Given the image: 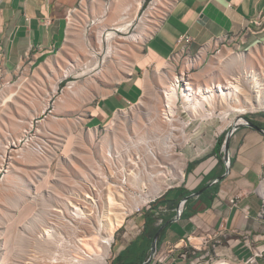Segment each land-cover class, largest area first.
<instances>
[{
  "label": "crops",
  "instance_id": "0c3cea01",
  "mask_svg": "<svg viewBox=\"0 0 264 264\" xmlns=\"http://www.w3.org/2000/svg\"><path fill=\"white\" fill-rule=\"evenodd\" d=\"M83 1L0 0V80L8 82L26 70L30 59L31 65L64 48L70 17L83 8ZM165 1L167 12L124 78L108 90H94L78 109L68 96L53 103L51 96L45 109L53 121L71 119L74 127L98 129L116 112L137 104L155 72L178 71L182 57L204 62L221 42L228 43L224 48L233 45L244 52L264 47V0ZM242 118L250 124L233 131L227 127L202 154L192 156L186 149L189 161L182 185L124 219L114 232L108 264H187L179 249L169 252L170 245L221 229L225 236L218 254L241 261L252 253L251 237L264 234V217L258 216L264 192V116ZM63 127L61 122L45 134L62 140ZM183 199L187 201L179 215Z\"/></svg>",
  "mask_w": 264,
  "mask_h": 264
},
{
  "label": "rangeland",
  "instance_id": "374dc122",
  "mask_svg": "<svg viewBox=\"0 0 264 264\" xmlns=\"http://www.w3.org/2000/svg\"><path fill=\"white\" fill-rule=\"evenodd\" d=\"M121 1L118 0L120 5ZM152 1L148 0L144 5L145 0H142L140 9L133 7L125 12L126 7H116L117 0H84L83 8H79L77 14L73 13L70 17L68 42L64 48L52 53L53 55L41 57L31 65L32 59H30L26 64V70L22 69L8 82L0 80V152L8 141L22 135L27 126V120L35 116L31 133L25 134L22 141L11 148L15 166L9 168L10 171L7 172L9 164L5 163V167L0 171V264H46L49 262L47 260L51 253L49 255L47 250L51 248L52 243L41 238L42 230L48 224L49 214L54 209L63 211L66 199H71L75 195L74 190L79 185H85L87 181H93L92 168L99 164L100 146L104 138L108 134H111V138L113 136V133L109 132V126L112 120L118 117L117 114L120 116L118 123H120L121 131L118 139L121 142H125L129 134L138 133L140 138H147L158 131L151 125L152 122H149L150 115L147 112L152 104H157L160 109L165 108L161 98V89L164 86L161 83L162 78L167 83L169 78H175L187 72L185 75L187 81L192 80L196 87L209 84L207 79L210 76H213L217 82L224 83L231 75L230 73L221 74V68L230 62L231 56L237 55H241L243 60L231 64L234 72L238 73L245 66L248 71H261L264 76V47L247 52L240 51L233 45L220 48V52H217V47L213 55L204 62L182 57L178 60V71L170 72L164 68L155 72L148 80L142 99L137 104L116 112L104 126L98 129L74 127L71 119L53 121L52 117L48 116V109H45L51 96H53L51 103L55 99L59 101L61 97L68 96L78 109L84 103L83 98L88 102L87 98L92 97L94 90L97 92L108 90L124 78L167 12L168 4L165 0H158L155 7ZM106 3L110 6L108 9ZM105 8L107 13L103 16ZM123 16H129V18L122 20ZM97 18L102 19V22L94 24L93 21ZM126 20H129L127 29L117 30L118 23ZM109 32L114 33L111 39L113 50L110 52ZM99 34L102 39L101 45L98 43ZM135 35L142 37L135 39ZM168 66L176 67L172 63H168ZM68 67L73 71L68 76L59 78ZM166 72L169 74L167 75ZM56 80L58 89L52 92V84ZM70 81L76 82L73 87L74 92L68 89ZM62 89H64L63 93ZM179 90L181 94L182 84ZM13 92L16 93L13 101L2 105L3 98ZM228 109L229 104L219 100L213 105L207 103L203 108H189L180 98L174 113V126L179 130L185 129L187 139L176 140L179 145L172 160L184 156L187 159V165L189 161L187 148L190 149L192 156L202 154L211 143H215L216 134L227 131L226 128L232 127L237 118L248 114L264 116V107H260L243 113L233 111L230 117L224 120L221 114ZM211 113L213 116H210ZM136 118L138 119L135 120ZM61 122L65 126L63 127L64 139L48 138L46 131L51 128L57 129ZM163 125L164 123L161 126ZM37 131L38 134H36ZM110 141V143L116 142L114 138ZM107 149L108 145L104 146L102 151L105 152ZM161 160L168 161L163 156ZM2 163V157H0V167ZM80 168L88 174L90 180L81 177ZM185 170L186 166L184 172ZM55 234L58 239L67 241L69 249L75 248L76 237L73 232L64 234L62 230L56 229ZM109 255L106 264H108ZM260 264H264L263 260Z\"/></svg>",
  "mask_w": 264,
  "mask_h": 264
},
{
  "label": "bare ground",
  "instance_id": "6f19581e",
  "mask_svg": "<svg viewBox=\"0 0 264 264\" xmlns=\"http://www.w3.org/2000/svg\"><path fill=\"white\" fill-rule=\"evenodd\" d=\"M157 3L158 0L152 1V5L154 7L157 5ZM123 6L126 7L125 12H128L133 7H135L136 9H140V7L142 6V0H122L121 5L117 0L116 7L122 8ZM106 13L107 9L105 8V10H103V16ZM128 18L129 16H123L122 20ZM128 21L129 20L118 23L116 29H127V26L129 25ZM101 22L102 19L99 18L93 21L94 24ZM144 36L145 35H143V37ZM113 37L114 33L109 32V52L113 50V44L111 42V39H113ZM140 37L142 36H134L135 39H140ZM98 43L100 45L102 44L100 34L98 36ZM239 60H243L241 55L231 56L230 62L222 66L221 74L226 75L230 73L229 75H231L229 76V78H227V80H225L224 83L217 82L216 79L213 78V76H210L207 79V83L209 84H204L202 86L196 87L193 81L190 80L181 91V94L179 90V78H169L167 83H165V79L162 78L161 83L164 84V86L161 89V98L165 108L160 109L157 104H152L149 106V111L147 112V114L150 115L149 122H152L151 125L158 130L155 132H161L162 130L166 129L167 126L172 124V122L174 121V113L176 112L177 103L180 98H182L183 102L189 108H203L205 107V104L209 103L213 105L217 100L225 102L229 104V109L225 110V112L221 114L224 120L230 117V114L233 111H239L240 113H243L249 109L264 107L263 73L257 70L248 71L245 66H243V68L238 73H236L237 71L234 72L233 68H231V64L234 62H238ZM72 71L73 69L68 67L64 70L63 74L59 78L68 76ZM166 74L168 75L169 73L166 72ZM75 83V81H70L68 83V89L70 90V92H74L73 87ZM52 85V92H56L58 89V81L56 80V82ZM15 95L16 93L13 92V94L10 93L6 97H4L2 100V105H7L8 101H13ZM159 100L160 96L158 97V101ZM117 115L118 117H115L112 120L111 125L109 126V132L113 133L112 138H114L119 144H116L115 141H112V143H110V140L112 139L110 136L111 134L106 135L104 141L102 142V146H100L101 158L100 160H98L99 162L107 160L109 151H111L112 149H118L124 146L126 143V141L121 142V140L119 141L118 139V134L121 131V126L120 123H118L120 120V116L119 114ZM210 116H213V113H211ZM34 117L35 116H32L29 120H27V126L23 130L22 135L8 141L7 145L0 152V157H2L3 161L0 167V171H2L5 167V163L9 164L8 169H6L7 172L10 171L9 168L15 166L16 162L14 160V153L11 148L12 146L20 143L25 134H27L31 130ZM138 118L140 117L138 116ZM138 118H136L135 120H137ZM236 122H238V118ZM162 123H164L165 127L164 125L163 127L161 126ZM182 138L184 140L187 139V137L184 135H182ZM107 145L108 149L103 152L102 150L104 146ZM157 151L160 152L159 150ZM158 152L156 155V159L159 162ZM186 160L187 159L184 156H180L173 160L180 178L184 176V167L186 166ZM160 162L162 161L160 160ZM80 169L82 172L80 174L81 177L83 179H89L88 174L84 173V170L82 168ZM91 172V174H93V181L89 179V182H91V184L87 181L85 185H79V187L76 188L73 192V194L75 195L71 199H66L63 211L54 209L49 214L48 224H46V227L43 228V235L41 236V238H43L46 242H50V244L52 243L51 248L47 250L49 251L48 254L50 255L51 253V255L49 257V260H47L49 262L46 264L107 263V257L112 245L110 243H112L114 232L123 223L127 215V211L124 210L125 204H123L124 193L119 188L115 189L110 181H107L106 183L103 182V186L105 188L98 185L101 174H103L99 164H97L95 167L93 166ZM56 229L62 230L64 234H67V232L69 231L73 232V235L76 237L75 248H73V250L68 248L67 241L65 239H58L55 236L57 235L55 234ZM104 229H106L105 232Z\"/></svg>",
  "mask_w": 264,
  "mask_h": 264
},
{
  "label": "built area",
  "instance_id": "2783aa9c",
  "mask_svg": "<svg viewBox=\"0 0 264 264\" xmlns=\"http://www.w3.org/2000/svg\"><path fill=\"white\" fill-rule=\"evenodd\" d=\"M227 45L228 43L221 42L216 51L220 52V48ZM185 75L187 72L176 76L180 79L179 88L182 84V90L188 82ZM174 121L166 129L154 132L147 138L142 135L140 138L138 133L130 134L125 140L124 146L112 149L108 152L107 160L99 162L103 174H101L98 185L105 188L103 182L110 181L115 189L119 188L124 193L123 204H125L124 210L127 211L126 217L142 211L168 190L182 185L185 172L184 176L180 178L174 161L170 159L177 152L179 144L176 140L182 138V135L187 137V132L185 129L179 130L174 126ZM34 122L35 119H33L32 128L27 135L33 130ZM241 123L248 124L243 118ZM157 152L159 153V162L156 159ZM162 156L166 157L168 161L161 160ZM230 161V159H226L227 167L231 166ZM261 197L262 206L258 216L263 218L264 192L261 193ZM186 201L187 199H183L180 202L179 215ZM224 236L223 229L204 235H189L182 240L183 243L180 246L178 245L180 242L170 245L169 252L173 253L179 249V257L187 261V264H259L261 260L264 262V234L251 237L248 247L252 249V253L241 261H234L216 252V248L223 242ZM260 240H263V243L257 245L256 242Z\"/></svg>",
  "mask_w": 264,
  "mask_h": 264
},
{
  "label": "water",
  "instance_id": "95a60500",
  "mask_svg": "<svg viewBox=\"0 0 264 264\" xmlns=\"http://www.w3.org/2000/svg\"><path fill=\"white\" fill-rule=\"evenodd\" d=\"M244 120H246L245 118H243ZM247 121V120H246ZM247 125H249L250 124V122L249 121H247ZM242 123L241 122H235L234 124H233V126H232V129H231V131H233L237 126H239V125H241ZM243 125V124H242ZM225 148H226V145H225ZM226 159L228 158V159H230V156L227 154L226 155V157H225ZM231 160V159H230ZM231 162V161H230ZM228 169L230 168V167H227ZM156 245V242L154 243V246ZM155 248V247H154Z\"/></svg>",
  "mask_w": 264,
  "mask_h": 264
},
{
  "label": "trees",
  "instance_id": "16d2710c",
  "mask_svg": "<svg viewBox=\"0 0 264 264\" xmlns=\"http://www.w3.org/2000/svg\"><path fill=\"white\" fill-rule=\"evenodd\" d=\"M147 1H148V0H146V1L144 2V5H146ZM63 84H64V82H62V85H63Z\"/></svg>",
  "mask_w": 264,
  "mask_h": 264
}]
</instances>
